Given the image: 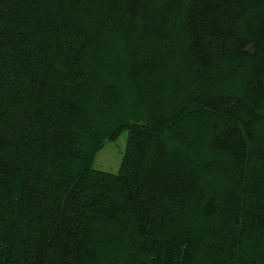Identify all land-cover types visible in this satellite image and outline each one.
<instances>
[{
    "label": "trees",
    "instance_id": "16d2710c",
    "mask_svg": "<svg viewBox=\"0 0 264 264\" xmlns=\"http://www.w3.org/2000/svg\"><path fill=\"white\" fill-rule=\"evenodd\" d=\"M0 264H264V0H0Z\"/></svg>",
    "mask_w": 264,
    "mask_h": 264
},
{
    "label": "rangeland",
    "instance_id": "374dc122",
    "mask_svg": "<svg viewBox=\"0 0 264 264\" xmlns=\"http://www.w3.org/2000/svg\"><path fill=\"white\" fill-rule=\"evenodd\" d=\"M126 140L127 133L122 132L116 140L105 142L95 154L93 168L108 173H116L124 153Z\"/></svg>",
    "mask_w": 264,
    "mask_h": 264
}]
</instances>
